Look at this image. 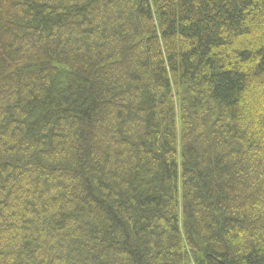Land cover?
Here are the masks:
<instances>
[{
    "label": "trees",
    "instance_id": "16d2710c",
    "mask_svg": "<svg viewBox=\"0 0 264 264\" xmlns=\"http://www.w3.org/2000/svg\"><path fill=\"white\" fill-rule=\"evenodd\" d=\"M0 264H264V0H0Z\"/></svg>",
    "mask_w": 264,
    "mask_h": 264
}]
</instances>
